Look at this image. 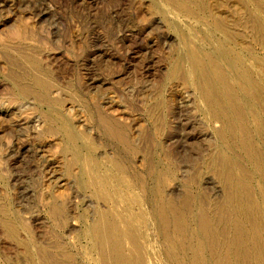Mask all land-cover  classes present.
Segmentation results:
<instances>
[{
  "label": "rangeland",
  "instance_id": "1",
  "mask_svg": "<svg viewBox=\"0 0 264 264\" xmlns=\"http://www.w3.org/2000/svg\"><path fill=\"white\" fill-rule=\"evenodd\" d=\"M193 6L190 14L173 0H0V264H108L95 224L101 211L117 207L118 215L135 198L116 223L141 231L144 264H218L235 238V219L218 211L227 185L214 158L222 153L249 170L264 238V170L221 141L223 121L206 113V81L191 65L193 56H213L239 82L232 49L264 85V0ZM245 95L264 163V106ZM102 117L122 125L137 151L107 134ZM158 189L165 200L190 202V244L164 233ZM201 209L220 224L224 248H207L196 262L193 244L206 238ZM229 250V264L258 263Z\"/></svg>",
  "mask_w": 264,
  "mask_h": 264
},
{
  "label": "bare ground",
  "instance_id": "2",
  "mask_svg": "<svg viewBox=\"0 0 264 264\" xmlns=\"http://www.w3.org/2000/svg\"><path fill=\"white\" fill-rule=\"evenodd\" d=\"M195 1L196 0H173V4H175L180 9L185 10L186 12L190 14H193L195 13V9L193 6ZM231 50L227 51V53H228V56H231L232 63L233 65H235L233 66L231 64L233 67H235L234 72L239 71L238 73L239 82H237V80L235 82L232 78V75L229 72H227V70L224 68L225 66L223 67L222 64L217 62L216 58H214L213 56L212 57L209 56L207 60H203L202 58L196 59L194 58V56L193 57L191 56L193 59L191 60V63L192 62L193 63L192 64L190 63V64L192 65V67H194L193 72L196 73V76L198 78H203L206 81L205 82L204 80L201 79V82H205V83H202L200 87L202 96L204 98L203 104L206 109V113L210 116L209 118L216 119V120L219 119L223 121L222 122L223 126L221 127V136H222L221 141L223 140L225 142V145H227V147L229 148L242 149L243 153L246 155L249 161L256 163L259 169L262 168L264 170L263 157L259 151L260 149L256 147L255 142L253 140V134H252L253 127L251 125V122H250L251 120L249 118V110L252 107L250 106L251 108H249L248 106V105H251V103H247V101H244L248 99V98L245 99L244 97L246 96L245 94H247L249 99H253V101L257 100L256 101L257 103L260 102L259 105L261 104L262 106H264V85H262L258 81L257 77H255L254 75L255 71L253 70V68L244 63V59H243L244 57H242L237 52L233 50L231 51ZM38 82H40V80ZM202 85L204 86L202 87ZM243 94L244 96H242ZM251 110L252 112L254 111V109H251ZM255 114H256V111H255ZM256 116L258 118V115ZM102 122H103V126L107 134H109L112 138L116 139L121 144H123L126 147V149L130 151L131 150L137 151V146L133 143L126 129L122 125L111 121L107 117H102ZM262 124H260L258 127L264 133V125ZM236 158H231L228 154L226 155V153H222V155L219 154L217 158L216 157L214 158V163L217 167H219L220 173L227 185L226 198H225L226 200L223 204H221L218 207L221 220L226 222L228 221V218L235 219L233 221V224L235 226L234 227L235 228L234 230L235 238L232 237V240L229 238L230 240L227 239L228 241L226 240V242H224L223 244H225V246L227 245L229 249L230 248L234 249L232 250V252L233 251L237 252V257L240 259V262L252 260V258L256 256V258L254 259H258V260H255L256 262L258 261L257 264H264V241H263L264 238H262L263 233H261L262 231L259 228L261 227V225L260 226L258 225V218H260L259 213L261 212L259 211L260 210L259 207L261 204L257 203V205L259 204V207H258L256 205V202L254 203L255 200L253 201L254 196H253L252 188H251L250 181H249V176H250L249 170L244 165L242 160L236 159ZM114 163L116 164V169H118L117 171H121L122 173L123 171H126L127 168L129 167L127 162L124 160L119 159L117 163L115 160ZM237 167L240 168V170L242 171L241 175L240 173L237 175L238 171L240 172V170L237 171L238 169ZM114 173L116 172L114 171ZM126 173L127 171L125 172V174ZM115 176H117V173L116 175L114 174V177ZM123 176L124 175H122V177ZM128 176L129 175L127 176L125 175L124 177L125 181H126V177ZM137 178L139 180V183H141L144 186L143 177L137 176ZM160 178H161L160 183H163L164 181L163 176H160ZM160 186H163V185H160ZM162 191L158 189V191H156L157 192L156 195L154 194L156 196L155 198L158 199L156 201V203H158L156 205L157 208H155L157 210L155 209L154 210L157 211L158 213L157 215L160 218V222H161L159 223L161 224L160 226L165 230V231L163 230L164 233L167 231L171 235H173L171 232H174L175 234L180 235L182 238L181 243H183V245L190 244L191 243L190 237L192 234L190 235L188 233V230L185 225L186 223L184 221L188 214L190 202L186 201L182 205H178L176 204L175 201H172L173 200L172 198H171L172 200H169L170 198H167L168 200H165L164 199L165 197L163 198L162 196L163 194ZM124 192H126L125 194L127 195V191H124ZM121 195L123 196L124 194H121ZM121 195H118V196H121ZM118 199L116 198V200ZM135 199H133L132 201H134ZM129 200L132 203V205L137 201V199L135 202H132L131 199ZM129 200H126V203ZM112 202L113 204L118 203V201L116 203L113 200ZM126 203H124L123 201V204H126ZM131 203L129 204L130 206H131ZM123 204H120V205L123 206ZM127 205L125 209L129 206ZM122 206H120L121 212H123L122 209L125 205L123 207ZM116 208L114 207L113 210L114 209L116 210ZM113 210L111 209V212H107L106 210L105 212L101 211L99 215L98 223H96L97 225L95 224V227H94V230L96 229L95 231L97 232L96 235L98 234L97 243L100 244L99 246H101L102 252L104 254L103 255L104 261L108 264H144L145 262L144 255L147 254L148 252L147 250L144 251V249L142 248L141 242L143 241V239L140 240V237H139V234L141 231L132 225L139 232L134 231L135 228L133 230H130L129 228V230L126 232L123 230L125 227L122 229V227L119 225L121 227V228L119 227L120 230H123L124 232L120 231L117 226V224L120 223L119 217H118L119 223H116L117 222L116 219L120 211L118 210L119 211V212L117 211L118 215H116L115 210L114 212H112ZM201 210H202L201 227L205 232L204 233L202 231L203 237L204 235H206L207 239L204 237L203 238L204 241L202 240V241L197 242L195 245L193 244V247L196 251V257H195L196 262L201 261L200 260L201 255L204 251L207 250V248L213 251H216L219 246L221 247L223 246L224 248L223 244L219 245V243L222 241L220 239V237L223 235L221 233L222 229L220 231H219L220 228L217 229L216 233L214 230L218 228L217 226L219 223L213 222L212 218L209 216V213H207L205 209L204 210L201 209ZM128 211H131V209ZM128 211H126V213ZM245 219H247V221H250L252 223L251 229L249 230L245 228V222H246ZM243 220H245V222ZM128 227L129 225L127 226V229ZM126 238H128V242L131 241L132 245L129 244L130 247H127L128 243H125L126 246L124 244L125 242L124 240ZM144 246L145 245H143V247ZM226 249L224 252L227 253V250L230 251L229 249L227 250ZM169 253H172V252L169 251ZM226 253L218 254L217 258L219 259V261L218 260L217 261L220 262L218 264H229L230 253H228L229 255H227ZM175 256L177 257V255ZM170 257H172V255H170ZM178 258L179 257L175 258V260L176 259L178 260ZM47 263L53 264L51 260L47 261Z\"/></svg>",
  "mask_w": 264,
  "mask_h": 264
}]
</instances>
